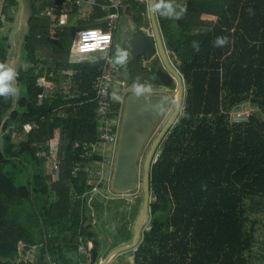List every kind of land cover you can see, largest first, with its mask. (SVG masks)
<instances>
[{
    "label": "trees",
    "instance_id": "obj_1",
    "mask_svg": "<svg viewBox=\"0 0 264 264\" xmlns=\"http://www.w3.org/2000/svg\"><path fill=\"white\" fill-rule=\"evenodd\" d=\"M23 3L26 56L15 80L23 91L0 96V264H17L20 242L52 246L57 240L78 251L92 220L91 163L104 159L91 146L100 141L92 86L104 61L70 60L76 30L100 23L94 18L65 25L52 41L45 15L50 0H2L0 63L11 56ZM173 7L176 13L184 9L179 18L157 11L156 19L165 50L179 62L186 93L150 165V220L133 251L135 264H245L257 239L247 214L256 205L264 210V0H181L180 8ZM148 9L146 0H125L122 21L126 16L142 32L152 23ZM218 36L229 42L214 46ZM68 69L75 71L76 85L63 84ZM41 77L77 95L59 89L47 95ZM241 103L257 109L231 122L229 111ZM120 108L113 99L111 118ZM56 133L60 171L54 179L47 157ZM121 232L123 241L131 239L130 229Z\"/></svg>",
    "mask_w": 264,
    "mask_h": 264
},
{
    "label": "rangeland",
    "instance_id": "obj_2",
    "mask_svg": "<svg viewBox=\"0 0 264 264\" xmlns=\"http://www.w3.org/2000/svg\"><path fill=\"white\" fill-rule=\"evenodd\" d=\"M148 1V7H149V0ZM172 4L180 8L181 7V0H172ZM149 10V9H148ZM150 12V10H149ZM2 14V13H1ZM150 14V13H149ZM1 19H4V16H1ZM150 19L151 16L149 15ZM210 18L211 17H207ZM28 19L27 14V7L25 4H22V7L20 9L19 15L15 20V30L12 34V51L11 56L9 58L8 63L13 66L16 71H18L19 66L24 61L26 53H25V46H24V34L26 32V23ZM143 30L147 33H153V24L149 25L148 27L143 28ZM129 30H127V24L126 20L122 21L119 24L118 31H117V37L118 39L114 40L113 48L111 50L110 58L112 59V63H114L118 69L119 65V71H115L112 75V86H113V99L116 101H119L121 103V108L119 110V115L117 117H114V119L111 121V124H117L116 127V134L114 135L115 140H109L104 143L98 142L95 144L94 151L99 152L104 156L103 160H95L91 163V171L93 172L94 176H96V185L94 186L93 190L90 193V197L88 199V203L91 206V217L97 218V222L95 223L96 228L101 232L102 236L107 237L109 233L118 234L119 228L125 224V222H128V228L132 231L131 239L128 241H123L118 245H125L132 243L133 240V231L135 229L137 219L141 214L143 201H144V188H143V181H144V167H145V161L148 156V153L159 135V133L162 131L163 127L166 125V123L170 120L174 113V105L175 101L169 105V107L164 111V113L157 119V122L155 123L151 133L145 138L143 147L140 151L139 155V164L137 169V178H138V186L136 189L133 190H126V191H116L112 187V181H113V175L115 171V162H116V156L118 152L119 147V140H120V134H121V128H122V122L124 118L128 115L132 116V110L131 105L136 104V98L138 95L136 94V91L133 87H130L126 80L122 78L123 76V70H121V64L116 63V57L118 55V49L123 51L125 50L122 46L127 43ZM166 53L169 55L170 58H172L174 64L176 67H178L179 62L176 59L175 55L171 53L170 51H166ZM73 57L72 62H84V61H107L106 57L107 55H104L105 60H100V56H91L86 58H79L76 54L71 55ZM70 56V60H71ZM168 57V59H169ZM51 64V61L48 62L47 65ZM119 72V73H118ZM75 73L74 70H64L62 72L63 76H68V82L63 79V84H70V82L74 83L76 85L78 83V80L73 78V74ZM46 88H50L52 85H55L53 89L51 88L47 95L54 94L59 89V84L56 86L55 83L52 82H45ZM19 88V94L23 91V86L18 85ZM61 87V86H60ZM154 89L155 87H150ZM165 88V87H163ZM163 88H160L161 90ZM157 89V88H155ZM166 92L173 94L176 93L177 89H163ZM149 93V92H147ZM257 109V107H253L250 103H241L237 106H234L229 111V119L231 122L243 120L247 117V115ZM180 116V115H179ZM50 143V155L47 157L48 159V166L54 174V179L58 178V174L60 171V168L58 166L54 167L56 163L58 165L60 164V161L58 159V150L60 145L59 140V134L56 133V137L49 141ZM4 146V141L2 139V135L0 134V149ZM46 155V154H45ZM69 171V170H68ZM27 173V172H26ZM28 175V174H27ZM26 175V176H27ZM65 176L68 177L69 174L65 170ZM25 178V177H24ZM105 182L104 186L100 185V182ZM263 199L255 198V202H259ZM93 201H96L93 202ZM96 204H103L104 208L102 210L96 208ZM136 210V215L132 216V211ZM252 210V209H251ZM251 212L253 214L251 215ZM248 215L249 219V225L252 227V232H256L257 239L255 240V244L253 245V248L248 252L247 256L249 257L248 261H246L245 264H264V210H260L258 205H256V208H254ZM246 215V216H247ZM100 217L101 220H98ZM150 220V216H148L143 224L142 231L147 227ZM257 224V226H256ZM142 235V233H141ZM101 238V237H100ZM141 238V236H140ZM140 241V239H139ZM138 241V242H139ZM105 246V242L103 243ZM138 244V243H137ZM135 247V246H133ZM31 248V246H30ZM132 248V247H131ZM29 249V248H27ZM130 249V248H129ZM129 249L118 252L117 256L113 259L111 264H117L118 262H126L128 255L132 260L134 261L133 252L129 251ZM25 250V246L23 242L19 243V258H22V253ZM32 252V251H31ZM101 253H105V251L102 249ZM104 255V254H103ZM103 255L101 257H103Z\"/></svg>",
    "mask_w": 264,
    "mask_h": 264
},
{
    "label": "flooded vegetation",
    "instance_id": "obj_3",
    "mask_svg": "<svg viewBox=\"0 0 264 264\" xmlns=\"http://www.w3.org/2000/svg\"><path fill=\"white\" fill-rule=\"evenodd\" d=\"M129 30L128 41L123 48L128 50V58L125 63L121 64V70H123V80L125 79L127 84L130 87L134 88L133 80L139 82L145 88L155 87L157 89L150 88V91H145L142 94L138 95L149 97L150 95H165L171 98L170 104L175 101L174 112L178 105L179 95H180V86L182 84L183 91L181 96V105L184 100V95L186 93V85L184 77L180 74L178 68L174 64L172 58L166 53L165 57L168 60L170 67L165 62V59L158 47L157 39L155 32L147 33L144 30L141 32L136 26L128 27ZM140 34L143 37H150L155 44L156 51L153 54H140L137 56L138 64L141 68V72L134 74V69L131 64L133 61V53L130 47L131 38L135 34ZM169 57V59H168ZM119 65L117 71H119ZM119 73V72H118ZM177 73L182 77V83L177 75ZM136 78V79H135ZM141 80V81H140ZM166 89L172 88L177 89L176 93L170 94L164 91ZM160 88H163L162 90ZM135 89V88H134ZM149 92V93H147ZM136 104L133 103V106ZM132 106V105H131ZM169 107V106H168ZM174 114V113H173ZM97 218H93L91 221H86L85 225L88 227V237L83 240L81 239V244L78 251H73L67 242L55 241L52 243V246H45L43 242H38L36 244L25 246V250L22 253V258L17 260V264H111L113 259L117 256L118 253H113L118 247L122 240V230L126 227L128 228V222L126 221L121 228H119L118 234L109 233L107 237L102 236L101 232L96 228L95 223ZM98 220H101L100 217ZM136 227V226H135ZM129 229V228H128ZM132 232V231H131ZM135 229L133 231L134 235ZM101 237V238H100ZM133 241V240H132ZM105 242V246H103ZM126 245V244H125ZM29 248V249H27ZM102 249L105 253H101ZM132 251H131V250ZM129 251L133 252L135 247L130 248ZM32 251V252H31ZM104 254V255H103ZM112 254V255H111ZM103 255V257H101ZM119 255V254H118ZM127 256L126 262H118L117 264H135L134 261ZM134 256V252H133Z\"/></svg>",
    "mask_w": 264,
    "mask_h": 264
},
{
    "label": "water",
    "instance_id": "obj_4",
    "mask_svg": "<svg viewBox=\"0 0 264 264\" xmlns=\"http://www.w3.org/2000/svg\"><path fill=\"white\" fill-rule=\"evenodd\" d=\"M154 3L155 0H149V10ZM150 15L158 47L165 59V62L170 67L168 60L165 57V48L161 32L159 30V25L157 23L156 12L150 11ZM130 47L133 53V61L131 62V64L133 66V69L135 70L134 74L137 75V73L141 72L137 56L143 53L153 54L156 51L155 44L150 37H143L140 34L136 33L131 38ZM177 75L181 82L182 77L178 73ZM132 83L136 84L137 82L133 80ZM182 91L183 87L181 84L178 105L175 109V112L155 139L145 161L143 181L144 201L141 214L137 219L133 241L130 244L118 247L115 251H113L112 254L136 246L140 239L143 224L149 215V203L151 195L149 183L150 165L159 143L161 142L164 135L168 132L170 127L173 125L174 121L180 113ZM135 98L136 105H132L130 108L133 111L132 116H126L122 122L119 147L115 162V171L112 181V187L116 191L133 190L138 186L137 165L140 151L143 147L145 138L151 133L155 123L157 122V119L168 108L171 101V98L165 95H150L147 98L144 96Z\"/></svg>",
    "mask_w": 264,
    "mask_h": 264
},
{
    "label": "built area",
    "instance_id": "obj_5",
    "mask_svg": "<svg viewBox=\"0 0 264 264\" xmlns=\"http://www.w3.org/2000/svg\"><path fill=\"white\" fill-rule=\"evenodd\" d=\"M124 5L125 0H50V4L45 10V15L50 20L48 34L52 41H58L60 39V32L65 25L75 26L80 21H89L94 18L97 22H100V25L97 27H85L76 30L70 53V56L76 54L79 58H86L91 55L95 57L97 55L100 56V60H105L104 55H107V61L101 64V72L95 77L92 86L94 94L92 99L97 102V111L101 123L99 143L115 140L114 135L116 134V128L112 125L114 123L111 124L113 120V118H111L113 112V93L111 91L113 86L111 78L117 70V67L112 63L110 55L114 44L115 33L123 18L121 9ZM94 30H98L100 35H108L110 39L106 42L101 41L100 44L93 49L82 50L84 43H94L92 40L85 42L83 39L88 32ZM71 61H75L72 56ZM42 85L46 87L45 83ZM54 86L55 85H52L50 88L47 87V90L50 91ZM59 91L64 94H70L71 97L77 95L76 92L70 91L68 85H63L62 88L59 87ZM84 95H88L87 92H85ZM44 96L45 94L39 95V102L43 100ZM31 127L30 124L26 125L27 129ZM91 146L95 147V144ZM45 154V152L42 153V155ZM56 166L60 168V164L58 165V163H56L54 167ZM76 170L77 169H74L73 172Z\"/></svg>",
    "mask_w": 264,
    "mask_h": 264
},
{
    "label": "clouds",
    "instance_id": "obj_6",
    "mask_svg": "<svg viewBox=\"0 0 264 264\" xmlns=\"http://www.w3.org/2000/svg\"><path fill=\"white\" fill-rule=\"evenodd\" d=\"M150 11L157 12L159 11L161 15L164 16H173L179 18L183 13L184 9H181V13H176L171 2L165 3V0H160L158 3H154L150 8ZM84 41L92 40L93 44L84 43L82 50L93 49L97 47L101 41H108L110 37L108 35H100L98 30L88 32L84 37ZM228 38L223 36L216 37L214 41V46L223 47L228 43ZM193 46L198 50L199 46L194 42ZM128 58V53L123 50L118 49V55L116 57V63L123 64ZM25 69L28 67L24 66ZM18 73L16 69L11 66L9 63H0V96L2 97H11L19 95V88L15 86V80ZM134 88L137 95L142 94L145 91H150V88H145L143 85L137 82L134 84Z\"/></svg>",
    "mask_w": 264,
    "mask_h": 264
},
{
    "label": "crops",
    "instance_id": "obj_7",
    "mask_svg": "<svg viewBox=\"0 0 264 264\" xmlns=\"http://www.w3.org/2000/svg\"><path fill=\"white\" fill-rule=\"evenodd\" d=\"M1 9H2V0H0V20H2L1 18V16H2V11H1ZM207 17H211V18H214V16H211V15H204V18H207ZM124 20H126V21H128L127 23H129L130 24V26L132 27V21L130 20V19H128L127 20V18H126V16H124V19H123V21ZM98 23H100L99 21H98ZM129 26V27H130ZM134 26V25H133ZM153 29H154V27H153ZM118 31V30H117ZM115 36H116V38H114V40H116V39H118V37H117V32L115 33ZM89 56V55H88ZM91 56H93V55H91ZM91 56H89V57H91ZM39 81H40V84H43V83H45V82H48V80H46L44 77H41L40 79H39ZM50 82V81H49Z\"/></svg>",
    "mask_w": 264,
    "mask_h": 264
}]
</instances>
